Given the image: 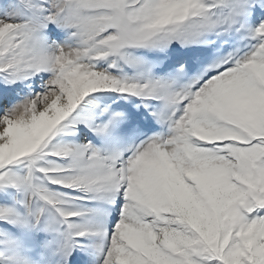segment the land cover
<instances>
[{"label": "snow or ice", "instance_id": "obj_1", "mask_svg": "<svg viewBox=\"0 0 264 264\" xmlns=\"http://www.w3.org/2000/svg\"><path fill=\"white\" fill-rule=\"evenodd\" d=\"M0 264H264V0H0Z\"/></svg>", "mask_w": 264, "mask_h": 264}]
</instances>
